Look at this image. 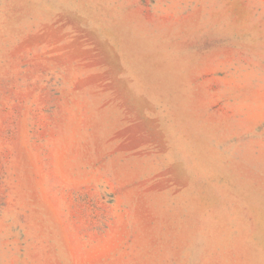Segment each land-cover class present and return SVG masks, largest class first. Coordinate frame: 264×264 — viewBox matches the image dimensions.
I'll use <instances>...</instances> for the list:
<instances>
[{"label":"rangeland","instance_id":"obj_1","mask_svg":"<svg viewBox=\"0 0 264 264\" xmlns=\"http://www.w3.org/2000/svg\"><path fill=\"white\" fill-rule=\"evenodd\" d=\"M0 264H264V0H0Z\"/></svg>","mask_w":264,"mask_h":264}]
</instances>
